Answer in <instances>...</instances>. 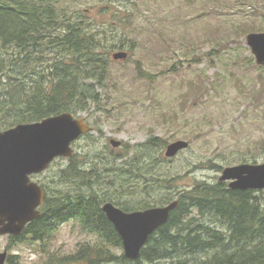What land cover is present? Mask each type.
<instances>
[{
	"label": "rangeland",
	"instance_id": "obj_1",
	"mask_svg": "<svg viewBox=\"0 0 264 264\" xmlns=\"http://www.w3.org/2000/svg\"><path fill=\"white\" fill-rule=\"evenodd\" d=\"M62 1L69 11L88 16L93 29L106 37L99 50L107 66L104 77L87 81L100 99L77 113L92 127L72 143L78 160L98 166L115 154L131 155V147L157 137L162 144L143 157L172 178V195L196 182L219 181L221 170L243 163L242 158L264 162L259 145L264 139V67L255 63L245 31H264V0ZM217 46L229 48L213 60ZM119 50L127 57L113 60ZM190 83L203 85L202 94L193 93ZM110 139L121 144L113 147ZM178 139L188 147L165 157L166 145ZM67 164L68 158H57L33 180L53 184L51 177ZM95 239L72 219L57 227L48 246L67 254ZM37 243L0 236V252L9 254L5 264H43L47 253L37 252ZM111 250L123 254L122 247Z\"/></svg>",
	"mask_w": 264,
	"mask_h": 264
},
{
	"label": "trees",
	"instance_id": "obj_2",
	"mask_svg": "<svg viewBox=\"0 0 264 264\" xmlns=\"http://www.w3.org/2000/svg\"><path fill=\"white\" fill-rule=\"evenodd\" d=\"M68 6L62 0H0V130L61 112L78 115L88 102L100 99L87 81L104 77L107 66L99 50L106 37L93 29L88 16L84 20ZM228 48L217 46L212 59ZM202 86L190 83L189 88L202 94ZM161 144L151 137L131 147V155L115 154L98 166L73 154L51 177L55 186L41 183V215L27 225L25 234L38 242L37 252L47 253L43 264H264V190H233L225 182L200 181L172 195V178L143 157ZM259 145L264 149V139ZM211 167L220 170L216 164ZM173 199L176 208L148 237L137 260L111 250L121 247V240L105 218L102 202L130 211ZM69 218L96 239L79 243L67 254L50 250L52 232Z\"/></svg>",
	"mask_w": 264,
	"mask_h": 264
},
{
	"label": "water",
	"instance_id": "obj_3",
	"mask_svg": "<svg viewBox=\"0 0 264 264\" xmlns=\"http://www.w3.org/2000/svg\"><path fill=\"white\" fill-rule=\"evenodd\" d=\"M246 44L255 63L264 67V31L246 34ZM127 53H113V59H124ZM90 126L82 117L70 112L50 115L29 123H18L0 131V235H17L25 224L39 216L38 205L43 200V190L30 180V175L45 170L57 157H70L72 142L88 132ZM115 147L119 140L110 139ZM188 147L186 140L168 143L166 157H173ZM219 181H228L236 190L264 189V162L238 163L221 170ZM177 201L144 210L124 211L112 202H105L102 211L121 238L123 254L135 260L148 236L163 225ZM6 251L0 252V264H4Z\"/></svg>",
	"mask_w": 264,
	"mask_h": 264
},
{
	"label": "flooded vegetation",
	"instance_id": "obj_4",
	"mask_svg": "<svg viewBox=\"0 0 264 264\" xmlns=\"http://www.w3.org/2000/svg\"><path fill=\"white\" fill-rule=\"evenodd\" d=\"M37 175H32L31 176V178H34V177H36ZM42 205V204H41ZM40 205V206H41ZM40 211H41V209H40ZM27 227V226H26ZM26 227L23 229V231L20 233V234H18V235H11V234H9V235H5L8 239H10L11 241H14V242H18V241H21V240H26L28 237H29V235H26L25 234V229H26ZM4 250H7V249H4ZM9 260V254H8V252H7V256H6V258H5V262H4V264L7 262Z\"/></svg>",
	"mask_w": 264,
	"mask_h": 264
}]
</instances>
